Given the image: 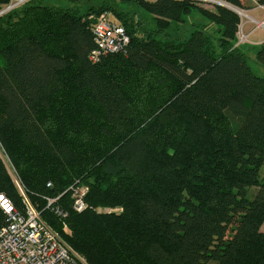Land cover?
Instances as JSON below:
<instances>
[{
    "label": "trees",
    "instance_id": "obj_1",
    "mask_svg": "<svg viewBox=\"0 0 264 264\" xmlns=\"http://www.w3.org/2000/svg\"><path fill=\"white\" fill-rule=\"evenodd\" d=\"M66 1L0 16V142L43 218L89 264H264V76L238 43L240 15L194 0ZM193 10L208 23L186 30ZM104 12L131 39L92 63ZM254 48L264 66V41ZM75 183L89 187L82 212ZM0 193L24 208L1 153Z\"/></svg>",
    "mask_w": 264,
    "mask_h": 264
},
{
    "label": "built area",
    "instance_id": "obj_2",
    "mask_svg": "<svg viewBox=\"0 0 264 264\" xmlns=\"http://www.w3.org/2000/svg\"><path fill=\"white\" fill-rule=\"evenodd\" d=\"M26 1L11 0L0 9V16L14 9H11L14 3L24 4ZM93 35L96 47L89 56L92 63H99L103 58L121 52L130 43L126 28L115 22L108 12L98 17ZM13 178L23 196L24 208L18 209L9 197L0 193V264H89L85 256L46 222L41 211L26 195L15 171ZM70 189L73 209L84 211L88 207L86 196L89 187L75 183ZM58 198L47 197L48 207L53 206L59 215L67 217L68 213L56 204Z\"/></svg>",
    "mask_w": 264,
    "mask_h": 264
},
{
    "label": "rangeland",
    "instance_id": "obj_3",
    "mask_svg": "<svg viewBox=\"0 0 264 264\" xmlns=\"http://www.w3.org/2000/svg\"><path fill=\"white\" fill-rule=\"evenodd\" d=\"M194 1L197 2L196 4L211 10H215L217 5H223V4L231 6L232 8L235 9L234 11H236L241 17V25L238 33L239 35L238 43L245 44L244 46L245 48L244 47L243 48L245 49V52L249 55L248 62L252 66L254 72L260 76H264V66H262L257 62L255 56L256 51L254 50L255 49L254 46H257L264 41V7H257L258 6L257 0H242L245 6L244 8L236 7L222 0H194ZM46 2L55 6H65L68 4L66 0H46ZM22 4L23 3L21 2L14 3L11 9L15 7H20V5ZM255 7L257 8L255 9ZM135 9H137V7H135V4H133L128 10L134 11ZM139 13L140 14L138 16H140L141 18L144 17L143 19L146 18L148 21L150 20V15H148V13H146L144 10L139 9ZM186 18L188 19V23H189V27L184 26L186 30L191 28V23L193 22L199 23L200 25L203 26L206 25V23H208L206 19L202 16V14L198 12V10H193L189 15L186 16ZM116 21L118 22V20ZM211 28H212L211 34L218 37L219 34L217 32L218 30L217 27L215 25H212ZM0 153L3 157L4 162L8 166L11 176L13 178L14 168L12 166L10 159L6 155L5 151L2 150L1 142H0ZM262 174H264V169L262 170ZM13 181L15 182L14 178ZM115 211H119V209H116ZM262 229L264 230V225Z\"/></svg>",
    "mask_w": 264,
    "mask_h": 264
},
{
    "label": "crops",
    "instance_id": "obj_4",
    "mask_svg": "<svg viewBox=\"0 0 264 264\" xmlns=\"http://www.w3.org/2000/svg\"><path fill=\"white\" fill-rule=\"evenodd\" d=\"M257 7H264V5L258 4ZM257 7H255V9H256Z\"/></svg>",
    "mask_w": 264,
    "mask_h": 264
},
{
    "label": "water",
    "instance_id": "obj_5",
    "mask_svg": "<svg viewBox=\"0 0 264 264\" xmlns=\"http://www.w3.org/2000/svg\"><path fill=\"white\" fill-rule=\"evenodd\" d=\"M223 5H225V4H223ZM225 6H227V7L231 8V9L235 10V9H234V8H232L231 6H228V5H225Z\"/></svg>",
    "mask_w": 264,
    "mask_h": 264
}]
</instances>
